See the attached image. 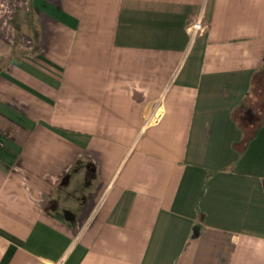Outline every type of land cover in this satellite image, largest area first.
Returning a JSON list of instances; mask_svg holds the SVG:
<instances>
[{
  "label": "crops",
  "instance_id": "0c3cea01",
  "mask_svg": "<svg viewBox=\"0 0 264 264\" xmlns=\"http://www.w3.org/2000/svg\"><path fill=\"white\" fill-rule=\"evenodd\" d=\"M264 0H0V264H264Z\"/></svg>",
  "mask_w": 264,
  "mask_h": 264
},
{
  "label": "trees",
  "instance_id": "16d2710c",
  "mask_svg": "<svg viewBox=\"0 0 264 264\" xmlns=\"http://www.w3.org/2000/svg\"><path fill=\"white\" fill-rule=\"evenodd\" d=\"M264 90V66L256 75L246 109L234 113V118L244 130L245 138L254 134L258 125L264 123V106L261 105V94ZM258 105V106H256Z\"/></svg>",
  "mask_w": 264,
  "mask_h": 264
},
{
  "label": "rangeland",
  "instance_id": "374dc122",
  "mask_svg": "<svg viewBox=\"0 0 264 264\" xmlns=\"http://www.w3.org/2000/svg\"><path fill=\"white\" fill-rule=\"evenodd\" d=\"M261 105L264 106V90H263V93L261 94Z\"/></svg>",
  "mask_w": 264,
  "mask_h": 264
}]
</instances>
